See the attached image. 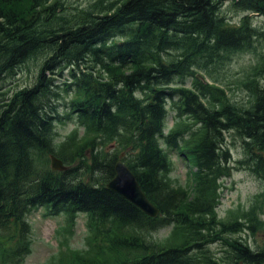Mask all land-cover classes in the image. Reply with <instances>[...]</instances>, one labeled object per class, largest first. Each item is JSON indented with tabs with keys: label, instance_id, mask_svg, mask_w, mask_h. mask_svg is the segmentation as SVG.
I'll return each mask as SVG.
<instances>
[{
	"label": "trees",
	"instance_id": "16d2710c",
	"mask_svg": "<svg viewBox=\"0 0 264 264\" xmlns=\"http://www.w3.org/2000/svg\"><path fill=\"white\" fill-rule=\"evenodd\" d=\"M66 1L0 0V81L40 61L32 86L0 92V264L32 254L28 217L41 208L72 229L86 216V247L58 264H264V251L230 237L255 231V207L218 215L231 134L264 179V56L244 83L249 106L196 71L264 42L252 22L264 0H96L75 13ZM226 3L244 12L238 23ZM67 121L79 127L57 143ZM173 152L191 168L190 188L172 179ZM53 156L66 170L52 169ZM119 160L157 218L108 187ZM170 226L165 241L154 238ZM216 243L228 256L210 250Z\"/></svg>",
	"mask_w": 264,
	"mask_h": 264
},
{
	"label": "rangeland",
	"instance_id": "374dc122",
	"mask_svg": "<svg viewBox=\"0 0 264 264\" xmlns=\"http://www.w3.org/2000/svg\"><path fill=\"white\" fill-rule=\"evenodd\" d=\"M96 0H68L65 2L68 12L75 13L80 9L89 7ZM223 13L233 23H238L244 16V12L237 10L231 3L223 5ZM254 26L264 30V17L261 15L252 16ZM264 54V42H257L253 49L238 52L230 57V61L221 62L219 65L207 71L196 69L197 76L204 82L212 78L217 80V85L227 92L232 102L242 106H249L251 97L245 87V82L255 73V68L262 63ZM39 62L30 61L22 66L15 77L0 81V92L9 91L11 94L25 87L33 85L36 79ZM248 76V77H247ZM264 84V77L262 79ZM189 79L187 86H191ZM64 110L65 108L62 107ZM173 125L172 118L168 121V126ZM77 123L67 121L57 125V143H61L73 131L77 130ZM83 135V129L79 131V137ZM228 145L232 154V176L224 181L222 190V200L218 208L219 218L223 221L232 220L235 216L248 214L249 210L255 207V231L246 230L230 235L231 238L239 239L248 244L255 251H264V179L257 177L247 167L248 156L246 154L243 140L237 135L231 134L228 137ZM174 161V169L171 173L172 179L177 186L190 188L191 168L188 163L182 160L175 152L171 153ZM45 209L41 208L33 211L28 220L32 226V254L27 257L24 264H58L64 258L65 252L83 250L86 247V216L80 215L74 229L67 226L65 216H46ZM248 222V221H247ZM249 223V222H248ZM246 223V225L248 224ZM172 226L164 228L154 233V238L165 241ZM211 251L218 257L228 256V249L221 243L211 245Z\"/></svg>",
	"mask_w": 264,
	"mask_h": 264
},
{
	"label": "water",
	"instance_id": "95a60500",
	"mask_svg": "<svg viewBox=\"0 0 264 264\" xmlns=\"http://www.w3.org/2000/svg\"><path fill=\"white\" fill-rule=\"evenodd\" d=\"M52 169L54 171H64L66 170V167L61 160L53 156ZM115 172V176L108 183V187L126 200L130 201L149 217H158L160 213L159 209L147 198L137 180V177L127 164L122 160L117 161Z\"/></svg>",
	"mask_w": 264,
	"mask_h": 264
},
{
	"label": "bare ground",
	"instance_id": "6f19581e",
	"mask_svg": "<svg viewBox=\"0 0 264 264\" xmlns=\"http://www.w3.org/2000/svg\"><path fill=\"white\" fill-rule=\"evenodd\" d=\"M39 52V51H38ZM235 107V106H234Z\"/></svg>",
	"mask_w": 264,
	"mask_h": 264
}]
</instances>
